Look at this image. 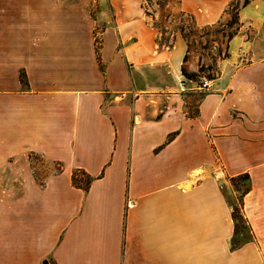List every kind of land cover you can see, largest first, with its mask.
I'll return each mask as SVG.
<instances>
[{"label": "crops", "instance_id": "1", "mask_svg": "<svg viewBox=\"0 0 264 264\" xmlns=\"http://www.w3.org/2000/svg\"><path fill=\"white\" fill-rule=\"evenodd\" d=\"M168 2L199 28L240 3L193 115L188 42L160 45L147 0H0V264H264V0ZM30 153L61 170L39 182Z\"/></svg>", "mask_w": 264, "mask_h": 264}, {"label": "rangeland", "instance_id": "2", "mask_svg": "<svg viewBox=\"0 0 264 264\" xmlns=\"http://www.w3.org/2000/svg\"><path fill=\"white\" fill-rule=\"evenodd\" d=\"M146 6L148 14L154 17L155 25L161 30L159 38L160 45H171L172 35L177 30L184 34L189 46L185 69L189 72L188 68L190 63L197 65L195 76L188 78L184 75L185 80L192 79L197 83L205 80H213L218 74L217 66L220 59L226 57L228 54L227 45L230 35L238 29V24L232 23L231 20L240 3L236 2L229 10V19L227 21L205 28L197 27L190 16L179 12L176 2L169 3L168 0H147ZM91 10L94 13L96 11V5H93ZM98 29L100 30L101 28ZM212 77L213 79H211ZM192 90L193 93L189 97V113L193 115L197 113L198 104L206 91L196 89L195 87ZM25 160L29 165V170L32 175L41 183H44L45 178L50 174L59 172L62 167L59 163L51 162L39 154L30 153ZM11 172V169L5 171L3 187L5 191L15 190L18 193L21 190V182L12 180L10 176ZM77 173L78 183H85L89 180L86 175L80 172ZM231 184L236 194L232 195L228 192L229 201L233 208L241 210L242 194L250 188V183L247 178H237L232 179ZM238 223L240 226L239 232L233 239V245H241L252 239L249 226L242 220L238 221Z\"/></svg>", "mask_w": 264, "mask_h": 264}, {"label": "trees", "instance_id": "3", "mask_svg": "<svg viewBox=\"0 0 264 264\" xmlns=\"http://www.w3.org/2000/svg\"><path fill=\"white\" fill-rule=\"evenodd\" d=\"M249 3V0H245V2H244V4L246 5V4H248ZM238 8L239 7H237V9H236V12H235V14H233V16H232V20H231V22L232 23H239V20H238ZM237 32V31H236ZM235 32V33H236ZM235 33H233V34H231L230 35V38L231 37H233V35L235 34ZM183 74L186 76V77H188V78H192V77H194L195 76V73H193V72H187L186 71V69H184L183 68ZM211 79H213V77L211 78ZM81 174H84V175H86L87 177H88V181L87 182H85V183H78L77 182V176H78V173L76 172L75 174H74V176H73V180H74V183L76 184V185H78V186H80V187H82V188H84L85 190H88V188H89V185H90V183L92 182V177H90L88 174H86L84 171H79ZM237 178H247L248 179V181H249V174H243V175H240L239 177H236V178H233V180L234 179H237ZM82 182H84V181H82ZM250 189V188H249ZM249 189H247L243 194H242V198H241V210H238L237 208H233V216H234V219H235V236L238 234V232H239V223H238V221H244L246 224H247V226H249L248 225V223H247V221H246V219H245V217H244V215H243V212H242V208H243V196L245 195V193L249 190ZM235 238V237H234ZM242 245V244H241ZM241 245H233V241H232V247L233 248H238V247H240Z\"/></svg>", "mask_w": 264, "mask_h": 264}, {"label": "built area", "instance_id": "4", "mask_svg": "<svg viewBox=\"0 0 264 264\" xmlns=\"http://www.w3.org/2000/svg\"><path fill=\"white\" fill-rule=\"evenodd\" d=\"M190 83L194 84V87L199 90H207L210 87L211 80H205L203 82L197 83L192 79L188 80Z\"/></svg>", "mask_w": 264, "mask_h": 264}]
</instances>
